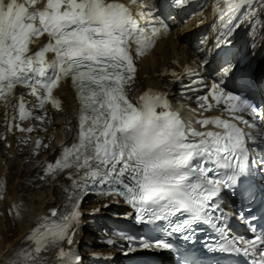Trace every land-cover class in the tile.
<instances>
[{
    "label": "snow or ice",
    "instance_id": "snow-or-ice-1",
    "mask_svg": "<svg viewBox=\"0 0 264 264\" xmlns=\"http://www.w3.org/2000/svg\"><path fill=\"white\" fill-rule=\"evenodd\" d=\"M175 2L183 4V0ZM259 2L264 4V0ZM37 3L38 0H0V99L11 102L17 85H23L37 96L40 108L46 99L59 107L61 101L53 97V90L61 81L71 79L81 104L78 142L65 147L62 158L49 163L47 169L74 168L85 177V191L99 190L100 195L122 197L142 224L167 221L177 212L187 213L189 217L173 227L180 231L208 212L219 211L215 198L233 184L226 173L247 168L250 158L245 138L255 145L256 137L219 118L200 123L221 126L223 132L190 130L177 113L169 110L170 104L162 94L148 92L139 100H131L126 92L125 85L135 73L133 45L140 53L142 47L170 31L169 24L152 9L139 12L138 17L152 26L149 35L145 31L147 24L142 27L137 16L119 0H46L42 7ZM231 31L229 28L225 36ZM41 36H46L47 42L34 50L31 46ZM230 44L231 40L225 39L217 48ZM234 68V64L226 62L219 82H213L208 94L197 99L206 101L211 95L217 102L223 100L227 110L254 117L251 123L243 116L236 119L256 127L258 108L222 87ZM19 100V118L24 120L32 113L26 111L23 95ZM259 114L264 116V112ZM206 162L215 167H205ZM259 163L264 165V155L259 157ZM79 202L77 193L73 211L64 217L58 230L42 232L37 228L28 239L37 240L38 245L45 241L73 245L75 228L80 223L81 213L76 210ZM52 214L56 215L55 210ZM122 236L129 251L172 248L165 240L148 241L127 233ZM241 240L245 245L242 250L253 257L252 264H264V247H260L264 246V232L254 240ZM107 243L112 245L114 241L109 239ZM60 255L68 254L61 250ZM74 259L75 264L82 260L80 256Z\"/></svg>",
    "mask_w": 264,
    "mask_h": 264
},
{
    "label": "bare ground",
    "instance_id": "bare-ground-1",
    "mask_svg": "<svg viewBox=\"0 0 264 264\" xmlns=\"http://www.w3.org/2000/svg\"><path fill=\"white\" fill-rule=\"evenodd\" d=\"M218 2L217 20L220 19L226 24L222 32L226 33L231 28V42L243 44L249 41L250 62L259 57L263 58L264 34L261 41L256 42L260 36L252 31L257 24L264 21V4L259 0H247V3H242V0ZM243 14L245 19L241 20ZM252 20L256 25L251 26L250 32L248 29ZM194 28L191 24L185 30L171 33L160 39L151 51H147L146 47L141 48V52L138 53L139 77L131 86V92L135 97H139L145 91L157 89L171 97L173 106H180L178 102L180 87L187 88L183 87L184 79L192 75L191 68L202 65L199 63L198 55L184 40L185 32L187 33L185 36H190ZM219 40L222 41L223 38ZM185 92L190 95L188 99L191 100L192 94L188 89ZM55 98H60L61 104L48 110L46 116L44 115V122L30 116L21 128H18V123L12 118V110L8 105H0V264H75L74 258L79 256L77 241H80L83 225L78 227L77 239L72 247L67 250L65 248L64 252L68 254L65 256L54 255L52 244L47 241L38 245L37 240L28 239L37 228L42 232L46 229L55 231L57 214L65 208L69 199L68 191L85 178L74 168L51 171L47 169L49 163H55L62 158L65 147L78 142V104L75 93L67 84H62L56 91ZM209 103V100L205 101L203 107L210 106ZM195 105L200 106L198 103ZM3 144L7 146V152L2 151ZM8 159L17 166L14 174L13 170L12 172L10 170L12 162L8 163ZM106 206L104 200L95 198L93 204L86 208L88 214L86 219L104 221V227L115 225L119 228L117 237L120 241H114L113 244L117 245V248L122 244L125 248L124 259L129 264H151L156 260L154 255L149 254L150 250L129 251L122 233L139 238L141 227L131 217L125 216L127 210L118 212L120 222L110 221L105 214L112 210ZM9 207L13 218L9 215ZM53 210L56 215L52 214ZM37 247L41 248L40 252L36 251ZM144 252L146 256L139 255ZM101 257L96 260L102 259L105 264H119L106 256Z\"/></svg>",
    "mask_w": 264,
    "mask_h": 264
},
{
    "label": "rangeland",
    "instance_id": "rangeland-1",
    "mask_svg": "<svg viewBox=\"0 0 264 264\" xmlns=\"http://www.w3.org/2000/svg\"><path fill=\"white\" fill-rule=\"evenodd\" d=\"M6 146V144H3L2 147V151L7 152L8 148ZM12 162L10 165V170L12 172V174H14L17 171V166L13 165V161H10L8 159V163ZM94 200L93 199H87L86 200V204L87 206H91L93 204ZM9 215L13 218V213L11 208L9 207ZM106 233V229H104V231L98 230L95 226L89 225L88 227H86L83 231V234L81 236V245L79 248L80 254L82 256V260L84 264H91L93 262V260L89 259L90 258V254L92 250L95 251H101V252H106L107 251H111L114 253V251H116V255H118V260H123V253L120 252V250H117V248H115V246L113 245H106L104 244L105 240H104V235Z\"/></svg>",
    "mask_w": 264,
    "mask_h": 264
}]
</instances>
